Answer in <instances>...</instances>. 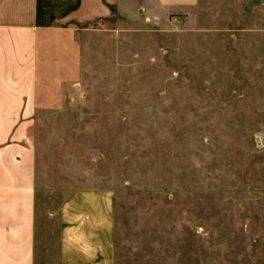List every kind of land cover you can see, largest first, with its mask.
<instances>
[{
  "label": "rangeland",
  "instance_id": "obj_1",
  "mask_svg": "<svg viewBox=\"0 0 264 264\" xmlns=\"http://www.w3.org/2000/svg\"><path fill=\"white\" fill-rule=\"evenodd\" d=\"M54 1L80 77L29 129L45 210L108 203L120 264H264V0Z\"/></svg>",
  "mask_w": 264,
  "mask_h": 264
},
{
  "label": "crops",
  "instance_id": "obj_2",
  "mask_svg": "<svg viewBox=\"0 0 264 264\" xmlns=\"http://www.w3.org/2000/svg\"><path fill=\"white\" fill-rule=\"evenodd\" d=\"M156 2L188 11L200 0ZM73 12L71 5L54 0H0V264H120L126 259L117 256L108 203L93 205L90 195H74L46 211L38 196L29 129L38 114L59 110L64 90L79 80Z\"/></svg>",
  "mask_w": 264,
  "mask_h": 264
}]
</instances>
